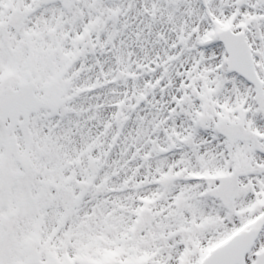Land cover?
<instances>
[{
	"label": "snow or ice",
	"instance_id": "snow-or-ice-1",
	"mask_svg": "<svg viewBox=\"0 0 264 264\" xmlns=\"http://www.w3.org/2000/svg\"><path fill=\"white\" fill-rule=\"evenodd\" d=\"M0 264H264V0H0Z\"/></svg>",
	"mask_w": 264,
	"mask_h": 264
}]
</instances>
